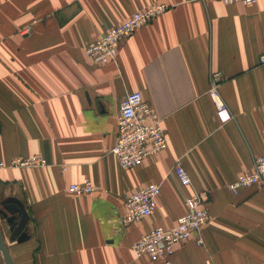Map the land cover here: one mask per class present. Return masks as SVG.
<instances>
[{"label": "crops", "instance_id": "obj_1", "mask_svg": "<svg viewBox=\"0 0 264 264\" xmlns=\"http://www.w3.org/2000/svg\"><path fill=\"white\" fill-rule=\"evenodd\" d=\"M154 4L169 7L120 43L116 61L86 55L91 41ZM262 55L264 0H0V161L44 160L0 167V209L14 197L29 216L19 242L0 214L13 263L165 264L135 257L133 244L174 226L186 198L208 191L203 243H179L171 264H264V183L229 188L264 154ZM215 73L232 114L225 124L209 95ZM130 91L156 108L168 146L123 168L111 149ZM85 178L93 193L70 191ZM151 182L162 186L157 209L125 225L126 198Z\"/></svg>", "mask_w": 264, "mask_h": 264}, {"label": "built area", "instance_id": "obj_2", "mask_svg": "<svg viewBox=\"0 0 264 264\" xmlns=\"http://www.w3.org/2000/svg\"><path fill=\"white\" fill-rule=\"evenodd\" d=\"M218 1L225 4L251 5L259 0ZM168 7L167 4H154L136 11L91 41L85 49L86 55L95 63L106 64L116 61L120 43L137 29L150 23ZM260 60L264 64V55ZM220 81V74H213L209 95L217 107L218 120L221 124H225L231 120L232 114L228 104L219 93ZM167 146L168 139L156 108L144 99L140 91L127 92L121 100L116 143L111 149L121 166L123 168L139 166L148 157L164 151ZM43 163L41 156L34 155L16 157L8 163L0 161V167L7 165L36 166ZM175 173L183 185L191 184V176L180 161L175 166ZM262 183H264V154L257 156L253 169L240 174L235 181L229 184V188L234 193H238L242 187ZM69 189L75 194L84 195L93 193L96 188L90 179L85 178L82 182L70 184ZM161 191L162 186L157 182L148 183L133 191L126 198L123 223L128 225L152 215L158 207ZM209 198L208 191H197L189 195L185 200L186 212L178 217L176 224L172 227L155 226L147 231L133 244L134 256H147L153 261L171 264L179 243L193 237L198 243H203L202 230L210 219Z\"/></svg>", "mask_w": 264, "mask_h": 264}, {"label": "water", "instance_id": "obj_3", "mask_svg": "<svg viewBox=\"0 0 264 264\" xmlns=\"http://www.w3.org/2000/svg\"><path fill=\"white\" fill-rule=\"evenodd\" d=\"M5 209L7 211L0 209V214L8 221L11 226V239H17L19 242L27 240L29 238V234L26 232L25 227L29 216L23 203L19 199L11 197L6 200ZM17 215H19V219H17ZM0 250L3 254L6 264H14L1 229Z\"/></svg>", "mask_w": 264, "mask_h": 264}, {"label": "rangeland", "instance_id": "obj_4", "mask_svg": "<svg viewBox=\"0 0 264 264\" xmlns=\"http://www.w3.org/2000/svg\"><path fill=\"white\" fill-rule=\"evenodd\" d=\"M26 32H28V31H26Z\"/></svg>", "mask_w": 264, "mask_h": 264}]
</instances>
